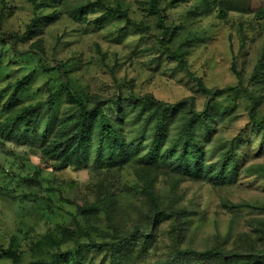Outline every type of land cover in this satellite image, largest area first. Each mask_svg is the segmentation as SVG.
<instances>
[{
    "label": "rangeland",
    "instance_id": "obj_1",
    "mask_svg": "<svg viewBox=\"0 0 264 264\" xmlns=\"http://www.w3.org/2000/svg\"><path fill=\"white\" fill-rule=\"evenodd\" d=\"M84 1L55 0L46 13L57 8L60 15L28 43L10 40V50L0 40V64L4 65L2 57L7 55L19 59L5 74L0 73V91L23 73L22 67L38 66L36 53H42L43 59L55 68L58 61L71 64L74 86L89 95L107 97L122 85L126 91L152 93L168 101L194 97L197 108L203 109L207 96L197 89L188 73L169 58L156 60L161 28L157 16L149 13L148 0H106L110 6L117 7L119 2L129 9L133 22L121 33L118 31L127 25L126 19H115L98 28L73 16L75 7ZM244 1L250 4L249 12L232 10L226 17L217 11L193 17L188 15L192 2H182L168 9V24L180 26L173 45L188 51L189 67L196 76L212 88L237 84L247 88L258 100V115H263L264 14L260 11L264 10V0ZM102 10L91 12L87 18L93 20ZM32 15L28 0H0V38L3 31L22 33ZM26 50L33 54L18 57L20 51ZM257 64L259 76L254 81ZM58 82L56 70L39 71L25 104L45 99L52 84L58 87ZM220 99L235 106L220 119L212 145L218 146L240 134L247 154L240 173L232 182L215 184L205 179H180L165 169H157L150 177L155 178L160 203L168 211L180 210L181 219L175 222L170 217L160 223L142 242L139 252L130 253L127 264H163L178 239L183 248L201 250L215 244L230 248L246 241V232L255 237L264 251V136L251 129L249 111L253 101L249 94L241 90ZM66 105L63 102L62 109ZM138 173L130 165L110 173L92 167L58 170L35 145H19L0 137V242L18 252L24 264L54 251L55 240L57 249L71 246L60 243L70 230L78 233V228L87 225L106 232L115 227L135 230L148 212L144 195L132 188L141 184ZM106 183L110 184L111 197L103 206L111 209L110 218L107 210L87 216L83 206L94 203L97 185ZM46 235L56 239L47 240ZM78 235L85 237L81 232ZM84 257L86 264L109 261L108 255L98 250L85 253ZM11 263L12 259L0 254V264Z\"/></svg>",
    "mask_w": 264,
    "mask_h": 264
},
{
    "label": "trees",
    "instance_id": "obj_2",
    "mask_svg": "<svg viewBox=\"0 0 264 264\" xmlns=\"http://www.w3.org/2000/svg\"><path fill=\"white\" fill-rule=\"evenodd\" d=\"M28 1L32 5L33 15L25 30L22 33L3 31V37L0 38L3 46L10 50L11 41H32L60 15L57 8L46 13L48 6L55 5V0ZM182 2H192L193 7L188 15L193 17L206 16L214 11L221 17H226L232 10L249 12L250 4L244 0H148L149 13L157 16L161 28L158 37L160 53L156 60L169 58L188 73L196 82L197 89L207 96L201 110L197 108L194 97L168 101L152 93L139 95L126 91L122 85H119L118 92L107 97L89 95L74 86L71 64L58 61L55 68L43 59L42 53H36L38 66L25 68L27 70L22 67L23 73L1 89L0 137L19 145H35L45 157L53 161L58 170L92 167L99 172L110 173L128 165L136 168L142 178V185L132 188L144 195L148 211L146 220L143 219L142 225L139 224L132 231L115 227L106 232L87 225L77 229L85 236L80 238L79 232L70 230L66 238L60 239V243H71V246L57 249L55 240L57 250L24 264H86L84 254L94 250L105 252L109 258L108 264H127L130 253L139 252L142 242L148 240L160 223L170 217L175 222L181 219L180 210L168 211L160 203L155 178L150 177L157 169H165L168 174L180 179H205L215 184L234 181L247 158L242 136L239 134L218 146L212 145L220 119L230 114L235 106L224 104L220 99L223 95H231V92L237 94L241 90L249 94L253 101L249 111L251 129L262 132L264 136V114L258 115L255 109L258 100L251 91L240 84L224 88L208 87L201 77L190 70L188 51L173 45L178 34L176 29L180 26L168 24L167 11ZM116 4L117 7H113L106 0H85L75 7L72 15L98 28L105 27L106 23L114 22L115 19H126L127 25L118 31L121 33L133 21L129 9L119 2ZM100 8L104 9L100 16L93 20L87 18ZM260 12L264 14V10ZM37 46L42 49L40 45ZM27 54L33 53L30 50L20 51L18 57ZM16 61L19 59L14 55H7L5 59L2 57L1 62L5 63L0 64V73L5 74V70L11 69V64ZM259 66L257 64L255 67L254 81L259 76ZM53 69L58 76V87L52 84L45 99L26 105L25 101L39 71ZM237 75L242 79L239 73ZM259 81L256 80L257 83ZM63 102L67 103L66 109H62ZM109 185H97V199L83 206L87 216L101 210H107L109 215L111 209L103 206L111 197ZM179 231L178 223L176 233L179 234ZM245 235L246 241L230 248L215 244L201 250L183 248L177 238V244L163 264H264V251H261L259 242L250 232ZM45 237L47 240L56 239L48 235ZM0 254L12 259L11 264H22L20 254L5 248L1 242Z\"/></svg>",
    "mask_w": 264,
    "mask_h": 264
}]
</instances>
